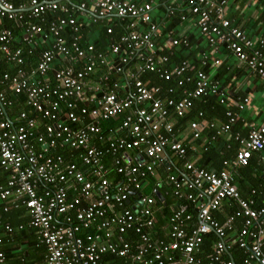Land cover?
<instances>
[{
    "label": "built area",
    "instance_id": "built-area-1",
    "mask_svg": "<svg viewBox=\"0 0 264 264\" xmlns=\"http://www.w3.org/2000/svg\"><path fill=\"white\" fill-rule=\"evenodd\" d=\"M17 1L0 0V62L11 67L0 78V202L26 208L46 264H236L226 257L237 247L242 264H264V194L256 205L235 184L254 153L264 160V120L235 134L220 170L189 156L231 134L250 99H236L225 122L198 110L178 125L209 98L229 104L207 70L219 54L264 86V36L229 19L228 0H178L163 24L149 1ZM177 11L206 42L194 60L192 40L167 28ZM226 203L236 211L220 222ZM15 233L0 231V264Z\"/></svg>",
    "mask_w": 264,
    "mask_h": 264
},
{
    "label": "crops",
    "instance_id": "crops-1",
    "mask_svg": "<svg viewBox=\"0 0 264 264\" xmlns=\"http://www.w3.org/2000/svg\"><path fill=\"white\" fill-rule=\"evenodd\" d=\"M137 1H149L153 3L155 7L154 16L156 19H158V22L161 24H163L166 20L167 10L179 4L178 0H137ZM228 1L229 4L227 10V17L229 19L237 23V25L240 26L242 29H244L246 33L252 38L256 39L261 36H264V0H228ZM180 14H181L180 11H177L176 16L174 17L175 20L171 22L167 21L168 22L167 28L170 30H174L175 33H177L178 35L188 36L192 40L193 50L195 51V55L192 56L191 58H193L194 60L196 59L199 50L203 48H207L206 42L201 39L197 28L195 27V25L192 24V21L194 19L190 18V20L187 23L181 24V22L179 21ZM164 26L165 25H163V27ZM99 30L102 31V29ZM118 34L119 33H117V35ZM103 37L105 36L102 34L101 38ZM219 56L223 60L222 64L217 67L211 66L207 68V70H210L211 76L213 78H216L220 82L221 86L228 95L229 104L227 105V109L238 98L248 97L250 101L242 112H238L239 118L233 128L232 133L220 138L211 147L215 146L219 150L221 148H223V150L226 148L225 150H227V148L228 149L232 147L235 148L236 146V150H238L239 147L238 143L234 139L235 134L239 133L242 136H247L249 131L253 127L259 126L264 120V86L258 79L251 76L247 68L244 65L240 64L232 54L225 52L219 54ZM209 120L225 122L226 116L224 117V119H222V117L215 115L214 118ZM178 121L180 123L179 124L180 127L181 126L185 127L188 124V121H185V123L180 122L181 120ZM212 133L213 131L211 130L204 132L203 138L204 139L209 138L212 135ZM211 147L209 148V150L211 149ZM208 151L202 152L200 148L199 154L201 155L191 152L189 158L195 161L197 160L198 165H201L200 161L203 159L204 155ZM234 155L231 158H233ZM203 167L210 170H220L222 168V165L220 169L215 168L213 159L209 158L204 161ZM25 214H27V212ZM24 218H26L27 220L29 217L26 215ZM23 225H25V227L27 226L26 230L32 229L31 231H35L33 230V228L29 227L28 225L26 224ZM22 230L23 229H18L16 230V232ZM35 235L37 236V234ZM32 239H34V236L32 237ZM30 240H31L30 238L29 240L27 238L22 239L21 242H18V244L12 246H8V244H6V246H4L3 249L8 253L10 257L12 254L16 255L15 258L19 257L18 256L19 253L25 254V256L28 257L26 261L24 260L25 263L28 262V264H46V260H45L46 248L44 246L33 245L30 243ZM15 258L12 257V260Z\"/></svg>",
    "mask_w": 264,
    "mask_h": 264
},
{
    "label": "trees",
    "instance_id": "trees-1",
    "mask_svg": "<svg viewBox=\"0 0 264 264\" xmlns=\"http://www.w3.org/2000/svg\"><path fill=\"white\" fill-rule=\"evenodd\" d=\"M2 25L11 26L12 24L10 22L5 21L3 22ZM194 55H195V51L192 50L191 54L189 55V58ZM181 57H186V56H181ZM9 71H11V67L8 64H5L4 62H0V78L3 76L5 72H9ZM149 77H151L153 80V82H151L152 85H167L165 82L156 79L155 75H150ZM227 105H221L216 98H209L207 99L206 102L197 103L194 106V112L189 117L183 119L184 121L181 120L180 122L185 123V121L195 119L196 111L198 110L204 111L208 119L214 118L215 115H218L222 117V119H224ZM15 109L16 110L19 109L17 105ZM221 149L223 150V148ZM221 149L219 150L215 146L211 147V149L204 155L203 159L200 161L201 165L204 166V161L206 159L212 158L214 162V167L217 169H220L222 165V161L224 159L231 158L234 155V152L236 151V146L235 148L233 147L230 149L227 148V150H225L226 149L225 148L223 151ZM5 182H6V176L2 172V169L0 167V183H5ZM235 184L237 185L238 190L244 199L255 200L256 205L261 204L262 196L264 194V160H262L261 153H258V152L254 153L250 160L249 165L242 167L239 170L237 177L235 178ZM169 203H171L170 200H168V204ZM227 204L228 203H226V206L223 212L215 214V217L220 222H224L228 215H231L236 211V205L232 204L230 206L229 204L228 205ZM167 211L168 210L166 209L165 212ZM237 211H238V206H237ZM26 212L27 210L24 207L11 208L7 212H5V205L0 203V231H3L6 225H11L14 228L15 232L16 230L19 229V227L22 224L27 225V223H29L30 218H28L27 220L26 218H24L27 215L25 214ZM243 222L244 221L241 218H237V222L235 223L237 230H240L242 228ZM26 227H24L22 231H17L13 239L11 240H8V238L5 239L2 249L4 248V246H6V244H8V246H12V245L18 244V242H21L22 239H26V238L28 240L30 238L31 239L30 243L33 245L44 246L38 243L37 236L35 235L36 234L35 231H31L32 229L26 230ZM18 232H21V233H18ZM33 236H34V239H32ZM217 240H218V237L214 233L209 234L205 237L204 250L206 254L210 252L211 246L215 242H217ZM6 254H7V260L9 264H26V263L28 264V262L25 263L28 257L25 256V254L23 253H19L18 258H15L16 255L14 254H12L11 257L8 255L7 252ZM12 257L15 259L12 260ZM230 258H233L236 264H242L243 259H244V254L237 247L231 250L230 255L229 254L227 255L226 259H230Z\"/></svg>",
    "mask_w": 264,
    "mask_h": 264
}]
</instances>
